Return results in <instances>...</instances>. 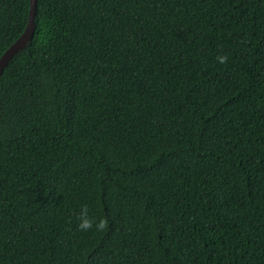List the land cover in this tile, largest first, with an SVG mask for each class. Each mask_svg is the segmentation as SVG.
Returning <instances> with one entry per match:
<instances>
[{
  "label": "trees",
  "instance_id": "obj_1",
  "mask_svg": "<svg viewBox=\"0 0 264 264\" xmlns=\"http://www.w3.org/2000/svg\"><path fill=\"white\" fill-rule=\"evenodd\" d=\"M30 3L0 0V57ZM0 264H264V0H38L0 74Z\"/></svg>",
  "mask_w": 264,
  "mask_h": 264
},
{
  "label": "water",
  "instance_id": "obj_2",
  "mask_svg": "<svg viewBox=\"0 0 264 264\" xmlns=\"http://www.w3.org/2000/svg\"><path fill=\"white\" fill-rule=\"evenodd\" d=\"M37 1L38 0H31L29 19L24 32L6 49V51L0 57V74L4 70L5 66L9 63L11 58L15 55V53L23 49L34 34Z\"/></svg>",
  "mask_w": 264,
  "mask_h": 264
},
{
  "label": "clouds",
  "instance_id": "obj_3",
  "mask_svg": "<svg viewBox=\"0 0 264 264\" xmlns=\"http://www.w3.org/2000/svg\"><path fill=\"white\" fill-rule=\"evenodd\" d=\"M217 60L221 63L227 60V56L223 54H218ZM77 224L76 227L81 230H88L95 227L96 230H102L107 224V220L103 216L95 217L89 214L88 205L81 204L80 210L77 213Z\"/></svg>",
  "mask_w": 264,
  "mask_h": 264
}]
</instances>
